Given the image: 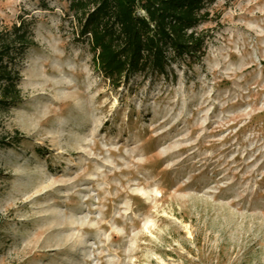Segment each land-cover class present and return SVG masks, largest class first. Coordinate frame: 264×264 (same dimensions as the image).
<instances>
[{
	"label": "rangeland",
	"instance_id": "374dc122",
	"mask_svg": "<svg viewBox=\"0 0 264 264\" xmlns=\"http://www.w3.org/2000/svg\"><path fill=\"white\" fill-rule=\"evenodd\" d=\"M205 12L198 63L115 88L66 0H0L36 44L0 108V264H264V0Z\"/></svg>",
	"mask_w": 264,
	"mask_h": 264
},
{
	"label": "trees",
	"instance_id": "16d2710c",
	"mask_svg": "<svg viewBox=\"0 0 264 264\" xmlns=\"http://www.w3.org/2000/svg\"><path fill=\"white\" fill-rule=\"evenodd\" d=\"M66 1L77 36L87 40L100 75L115 88L136 76L168 77L180 61L192 65L205 55L206 35L197 29L214 0ZM35 46L34 32L25 19L0 28V108L22 102L17 66ZM21 138L16 133L3 147L18 144Z\"/></svg>",
	"mask_w": 264,
	"mask_h": 264
}]
</instances>
